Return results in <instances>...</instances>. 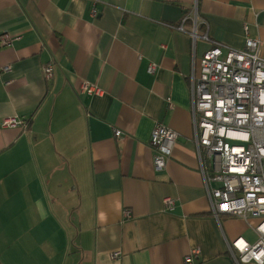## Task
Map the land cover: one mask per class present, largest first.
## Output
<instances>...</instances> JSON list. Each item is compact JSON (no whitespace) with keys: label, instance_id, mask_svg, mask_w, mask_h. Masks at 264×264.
<instances>
[{"label":"crops","instance_id":"obj_1","mask_svg":"<svg viewBox=\"0 0 264 264\" xmlns=\"http://www.w3.org/2000/svg\"><path fill=\"white\" fill-rule=\"evenodd\" d=\"M194 23L236 49L247 24L264 58V0H0V264H185L194 248L193 264H235L228 243L255 242L257 219L210 211L188 78L210 43ZM84 80L104 92L79 94ZM12 116L27 126L2 127ZM157 123L178 133L161 171Z\"/></svg>","mask_w":264,"mask_h":264},{"label":"built area","instance_id":"obj_2","mask_svg":"<svg viewBox=\"0 0 264 264\" xmlns=\"http://www.w3.org/2000/svg\"><path fill=\"white\" fill-rule=\"evenodd\" d=\"M92 13L95 14V7ZM243 29L244 47L236 49L210 40L206 33H197L195 23L191 28L192 41L202 39L210 43L202 56L192 58L188 74L193 142L211 214L216 219L219 214L246 222L257 219L253 228L255 242L238 237L228 243L234 263L264 264V58L259 52L260 40L249 36L247 24ZM176 30L186 31L183 22ZM11 42L8 34L0 35V46ZM155 69L156 64H149V72ZM10 71V65L0 67V73ZM43 71L49 80L53 64H47ZM77 91L86 95L104 92L98 84L86 80ZM1 125L24 129L27 122L12 116L3 118ZM114 134L116 138L121 137L118 129ZM177 137L178 133L166 125L153 126L149 145L153 149L155 171L165 168ZM162 204L165 210L173 211L175 200L166 196ZM123 214L130 217L129 210ZM198 253V248L192 249L184 256V263L193 264ZM119 256L118 251L112 253L113 258Z\"/></svg>","mask_w":264,"mask_h":264}]
</instances>
